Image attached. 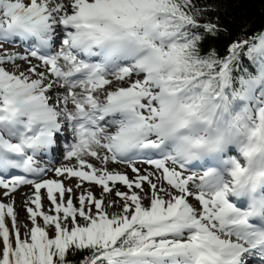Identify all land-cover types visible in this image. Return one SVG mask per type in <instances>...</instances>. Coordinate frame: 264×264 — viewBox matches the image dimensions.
<instances>
[{
	"label": "snow or ice",
	"instance_id": "obj_1",
	"mask_svg": "<svg viewBox=\"0 0 264 264\" xmlns=\"http://www.w3.org/2000/svg\"><path fill=\"white\" fill-rule=\"evenodd\" d=\"M0 264H264V0H0Z\"/></svg>",
	"mask_w": 264,
	"mask_h": 264
}]
</instances>
